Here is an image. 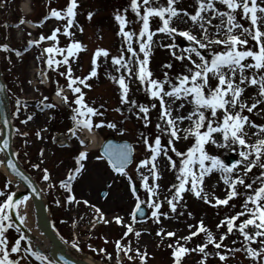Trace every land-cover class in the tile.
<instances>
[{
  "label": "rangeland",
  "instance_id": "obj_1",
  "mask_svg": "<svg viewBox=\"0 0 264 264\" xmlns=\"http://www.w3.org/2000/svg\"><path fill=\"white\" fill-rule=\"evenodd\" d=\"M20 1L21 0H0V45H8L7 51L0 50V61L4 78L9 89L12 112L16 113V115H14V125L17 134L14 141L18 151V157L27 168L32 170V174L37 177V180L43 186L49 201L50 212L60 234L64 238L68 237V233L70 236L72 235L73 225H71V221L68 220L71 213L76 211L77 213L75 216H78L83 213V209L84 211L89 210L87 206L90 205L89 202L85 204L84 201H87V199L91 200L90 195L93 190L97 191L95 199L100 201L101 198L99 197L98 190L105 188L106 180L111 179L117 186L114 185L115 188L110 187V189H108V191L110 190V194L103 199L102 202L104 204L102 209L107 214L105 219L109 222L107 224L102 222L91 236L90 241L83 242L84 246L82 249L84 250L85 248L87 250L86 253L91 254L93 257L104 260L109 264H117L118 261L119 264H140L139 256L137 255V252H139L140 254H146L144 264H173L174 258L171 255L173 249L170 248L169 245L175 247L177 244H182L189 249H195L197 245L205 244L206 251L210 253L207 257H204L203 254L198 251H191L181 258V264H199L202 258L205 264H264V260L260 258L254 260L248 257L244 250L236 251V249H244L249 245L259 249L261 246L259 240L264 238L258 237L257 241H250L249 245H245L238 228H234L231 233H227L223 241H219L220 235L227 232V227L226 224L221 225L220 228L216 227L226 216H232L235 215L236 212L243 211L241 205L246 195L253 190L237 185V191L242 193V195L232 198L227 205H216L215 207L210 203H205L202 199L196 198L190 191H186L182 194L183 199L177 205L176 212L173 213L169 209L165 197L170 195V185L176 183V172L169 170L167 162H160L165 158L163 156L160 158L159 162H157L160 171V178L157 181L160 185L158 192L161 209L159 211L167 213L168 217L165 218L161 216L159 223L154 222L152 219L151 209L147 204L143 205L148 209L149 216L143 221L136 220L135 223L132 222L129 213L133 209L132 206L135 203V197L129 193L128 189L126 190V185L129 184L128 179L125 176H116L107 172L105 162L97 159V157H100L98 154L90 155L86 172L83 176L77 178V182L73 184L74 191L76 192V199L80 202L71 204L64 202L66 192L64 189L60 188L59 181L66 178V174L69 170H66V167L70 165V162L66 159L69 149L57 147L51 140L50 134L51 130L55 129L67 131L70 126L69 119L72 118L73 109L76 105L72 103L74 96L71 93L69 97H67L68 103L65 108H58L55 106L47 107V105L45 107L39 106L40 99L46 98L49 91H40L37 89L38 86L32 88L29 85L28 79L32 67L29 60L31 61L33 57H37V61L39 62L38 55L40 51L35 49L33 51V57H31L28 51L21 59L16 55L17 51H21L23 48L24 50L26 49L25 46L28 37H31V34L29 35L30 32L24 29V37L22 41L18 42L21 32L16 30L17 28H15V25L21 20V11L18 8ZM130 2L131 0H78V7L75 10L74 25L69 29L72 33L71 38L63 35V26L67 23L66 19L56 20L53 19V17L49 18L46 25L39 30H44L47 35L48 31L52 30L54 27L60 28L61 31L57 34L58 42L51 41V44L57 43L58 47H65L70 39L79 41L84 46V49L76 54L75 59L72 57L69 58L74 76L83 78L88 74L92 66L91 57L97 48H103L109 52V57L105 58L100 56L97 58V74L85 81L90 87L81 88V91L84 93L85 103L95 107L99 113H102V115L93 116L92 120L94 123L101 120L105 122L103 126L97 128V130L99 129L101 131L100 133L103 138L112 135L119 140H128L134 146V160L128 167L127 172L128 175L132 177V181L137 183L139 188L138 195L140 198L146 199L145 190L139 186L140 177L136 171V164L138 161L144 159L145 156L148 155L142 138L148 137L151 141L155 136L159 135L161 137V142L166 145L169 136L167 133L156 128L157 123L162 124L159 117V102L154 98H149L143 87L139 84V81L136 80V65L134 63L132 64V77L128 79L124 69L122 68L120 72H116L115 69L117 66L113 65L111 61V56H118L122 49L125 52L126 59L128 56L123 37L117 35V32H119V23L116 21L115 15L119 13L125 16L127 21L125 25L126 31L138 34L139 28L142 25V21L139 20L132 11ZM139 2L140 0H138V3ZM151 2L153 6L158 7L166 5L167 0H151ZM258 2H260V0H258ZM28 3H30L31 9L27 17L32 21H39L48 13L50 8H65L67 0H28L27 5ZM175 7L183 9L191 14L194 13L196 3L195 0H179ZM216 7L221 11H227L226 7L218 2H216ZM140 10L142 13L143 7H141ZM89 12L92 13L91 18L88 17ZM202 15H204L206 19H211V24H206L208 35L211 36L216 32L213 25L219 24L220 18L211 17L210 12L202 13ZM242 16V10L237 9V22L243 27L250 28V21L243 19ZM158 24V17L150 19L151 30L154 31ZM170 24L172 27L177 28L178 31H189L197 36V38L201 36L202 30L199 28L198 24H193L188 16L183 15V12L174 17ZM258 26L260 25L258 24ZM81 28L83 29L82 31ZM234 32H237V30L234 29ZM248 39L249 44L245 45V47H254V41H251L250 37ZM133 41V47L138 51V45L135 43V36L133 37ZM153 41L149 68L154 78L163 79V74L165 72L168 73L170 78H174L177 74L187 72L185 66L192 67L187 59L178 61L172 56L168 48L161 46L165 44H174L175 48L173 50L177 55H180L181 49H186L191 45V42L187 39L178 34L167 36L157 32L153 37ZM47 45L49 46V44ZM47 45H42V47H47ZM211 47L215 50H219L222 46L213 44ZM201 52L208 57L207 50H201ZM142 55L141 53V58ZM193 58L198 59L194 54ZM55 59H62V55L57 54ZM19 61H21L20 64ZM167 64H171L172 68L164 67ZM50 71L56 82L54 84L55 88L67 85L66 78L60 75V72L66 71L65 65H59L56 71L52 69H50ZM120 75H125L128 81L130 88L128 99L135 100L137 104L149 106L150 116L147 126H145L144 122L134 114L138 109L133 108L132 111H129L128 105L120 104L119 85L110 78H119ZM210 83L214 86L216 81L211 80ZM165 88H167V85H165ZM52 89L53 87H51V90ZM257 91V86L248 85L245 87L241 99L244 100L247 106L254 103L255 99H259ZM17 100L20 101L19 104H17ZM165 100L167 101L168 98H165ZM153 103L157 105L156 108L150 107ZM178 103L179 102H177V104ZM177 104L172 105L174 109ZM117 108L120 109L119 112L116 111ZM17 109H19V111H17ZM190 110L191 105L185 103V108L181 109L179 113L174 110L173 115L186 116L187 112ZM242 114L248 116L252 124L257 126L264 125V103L258 104L251 113L247 111L246 107L242 110ZM29 116L32 117L31 120L27 119ZM22 121L27 122L22 123ZM109 121L116 124V128H108L106 125ZM252 124L245 123L244 125V132L247 134L245 139L248 144H253L257 139L264 138V132H260L259 129L253 127ZM36 125H39V127L37 128ZM43 126L50 130V132H43L45 129H42ZM189 126L190 121L188 120L179 122V127L182 129L188 128ZM120 129L124 131H120ZM37 132L40 133L39 138H37ZM23 133H27V135H22ZM180 135L183 137V132H181ZM213 135L218 143H207L205 145L208 154L217 156L224 161V163H226L225 157L227 154H234L238 157V160H242L239 156L242 146L238 143H232L231 139L227 142L224 141L220 134ZM193 142L194 138L192 137L188 139L182 138L176 141L174 146L179 151H186L184 149ZM78 148L79 147H77L75 143L74 151H77ZM62 150L65 151L62 152ZM169 155L173 157V160L176 161L178 166L180 158L176 157L171 151H169ZM205 163L207 164L209 162L206 161ZM246 163L247 161L242 160V163L236 166L232 175H243L242 170ZM34 164L39 165V167H32ZM44 169H47L49 172L50 178L48 181L42 178ZM261 171H264V169L253 166L247 175L243 177L246 183L253 184V189L259 187V181L256 180V177L259 176ZM145 174H147V172H145ZM208 177L207 180L203 181L202 186L204 191L208 193L209 199L212 200L213 196L223 199L228 189L227 185L220 179V173L218 171H213ZM6 183L5 177L0 173V191L11 192L13 187L8 183L9 187L7 189L3 187ZM121 184L123 185V189L120 187ZM49 185H52V187H49ZM117 187L118 192L115 190ZM53 189H57L62 196L59 205L56 203L55 191ZM4 198L5 197H0V201ZM212 203H214V201H212ZM249 207H251V204H249ZM107 209H110V211ZM188 213H191V216H189ZM116 216L122 218V224H117L115 222L113 218ZM245 218H248L247 213L244 217H238L237 221L233 222L234 225H238L239 221ZM199 222H202L203 225L213 233L215 240L221 244L219 249L215 248L214 244L206 243V233L204 232L197 233L196 236L191 237L188 241L179 239L195 231ZM127 224H131L136 231L140 232V235L137 237L135 233H129L128 237H123V233L126 231L124 225ZM188 225H192L193 227L190 229ZM160 229L164 231L161 232L160 236H157L156 233ZM166 231L174 232L175 235L173 237H168L164 235ZM246 231L251 234L254 229L252 226H248ZM6 235L10 242H13L14 239L19 237L18 233L12 229H9ZM118 239L121 240L122 245L128 246L130 249L128 255L133 257L132 260H129L128 257L124 255L122 249L119 252L117 251L115 241ZM22 244L25 243L22 241ZM88 244H92L93 246L89 247ZM94 247H96V251L92 250ZM101 248L105 249V251L100 252L99 249ZM216 252L225 255V260L221 261L219 256L215 254ZM18 255L20 257V264H39L31 255L24 253L11 254L12 258H16Z\"/></svg>",
  "mask_w": 264,
  "mask_h": 264
},
{
  "label": "snow or ice",
  "instance_id": "obj_2",
  "mask_svg": "<svg viewBox=\"0 0 264 264\" xmlns=\"http://www.w3.org/2000/svg\"><path fill=\"white\" fill-rule=\"evenodd\" d=\"M178 2L179 0H167L166 5L156 7L152 5L151 0H140L139 3L138 0H131L130 7L132 11L142 21L138 34L125 30L127 21L124 15L119 13L115 15V19L119 23L117 35L123 37L128 56L126 59L125 52L122 49L118 56H111L112 64L117 66L116 72H120L123 68L128 79L132 77V64L136 65V80L139 81L149 98H154L159 102V117L163 127L161 123H157L156 128L169 136L166 145L161 142L159 135L155 136L151 141L148 137L142 138L145 150L149 154L138 161L136 171L140 177L139 186L145 190L147 198L141 199L137 195L132 177L126 171V166L131 162V146L123 145L119 148L106 149L107 163L114 172L128 179L131 194L135 197L134 207L130 214L133 223L136 222L135 213H140L143 216L144 213L141 209L143 204H147L151 209V217L154 222L159 223L161 216L168 217L167 213L159 211L161 209L158 192L160 185L157 181L160 178V171L157 161L161 156L166 158L169 170L176 172V183L170 185V195L165 197L167 205L173 213L176 212L177 205L183 199L182 194L186 191H190L196 198L202 199L205 203H210L215 207L216 205H227L232 198L242 195V193L237 191V185L252 189L253 191L246 195L241 205L243 211L236 212L232 216H226L216 225L217 228L224 224L227 227V232L220 235L219 241H223L227 233H231L234 228H238L245 245H249L250 241L255 242L258 237L264 238V171H261L259 176L256 177V180L259 181V187L254 189L253 184L246 183L243 177L247 175L253 166L264 169V138L257 139L253 144L247 143L244 125L245 123L252 124V122L248 116L242 114V110L247 107V111L251 113L258 104L264 103V6H262L264 5V0H260V2L258 0H195L196 7L194 13L191 14L183 9L176 8L175 5ZM216 2L225 6L227 11L218 9ZM77 7L78 0H67L66 7L63 9L50 8L40 23L52 17L57 20L66 19L67 23L63 26V35L71 38L72 33L69 29L74 25ZM141 7H143L142 13ZM237 9L242 10L243 19L250 21V28L243 27L237 22ZM181 12H183V15L188 16L193 24H198L202 30L200 38H197L189 31H178L177 28L171 26L170 22L172 19ZM209 12L211 17L220 18V23L213 25L216 32L211 36L208 35V28L206 27V24H211V19H206L202 15V13ZM91 16L92 13L89 12L88 17L91 18ZM155 17L159 18V24L153 31L150 29V19ZM234 29L237 30L238 34L234 32ZM60 31V28H55L48 36L41 34L39 39L29 41L28 46L39 45L44 40L58 42L57 34ZM157 32L167 36L178 34L191 42L188 48L181 49L180 55H177L173 50L175 48L174 44L161 45L168 48L176 60L187 59L190 62L192 67L185 66L187 68L186 73L177 74L174 78H170L167 72L163 74V79L153 77V73L149 68V60L152 44L154 43L153 37ZM134 36L138 51L133 47ZM249 37L251 41H254V47H245V45L249 44ZM213 44L222 47L219 50H215L211 47ZM83 49L84 46L79 41L71 39L65 47H58L57 43H52L43 49L44 53L49 54L45 64L53 71H56L59 65L66 66V71L60 72V75L66 78V86L74 96L72 103L76 105L73 109L74 127L68 130L73 136L76 135V128L84 127L91 131L93 127L100 128L105 124L103 120L93 123V116L102 115V113H99L95 107L85 103L84 93L81 91L80 85L85 88L90 87L85 81L96 76L97 58L100 56L107 58L109 57V52L106 49L97 48L91 57V70L81 78L73 75L69 58L75 59L76 54ZM0 50L7 51L8 45H0ZM201 50H207L208 57L203 55ZM141 53L143 54L142 58L140 56ZM57 54H61L62 59H55ZM193 54L198 59H194ZM16 55L20 56V52L17 51ZM164 67L172 68V65L167 64ZM110 78L119 85L120 104L128 105L129 111H132L133 108L138 109L134 114L147 126L150 116L149 106L137 104L135 100L128 99L130 88L125 75H120L119 78ZM211 80L216 81L214 86L210 83ZM165 85H167V88H165ZM248 85L257 86V95L259 96V99H255L250 106H247L244 100L241 99L245 87ZM56 94L62 96L63 101L68 103V98L62 95L61 89L58 88ZM165 98H168V100L166 101ZM177 102L179 103L177 104ZM19 103L20 101L17 100V104ZM185 103L191 105V110L187 112V115H173L174 110L179 113L181 109H184ZM173 104H177L175 109L172 106ZM47 107H54V105L48 104ZM150 107L156 108L157 105L153 103ZM116 111L119 112L120 109L117 108ZM13 115H16V113L14 112ZM27 119L31 120L32 117L29 116ZM184 120L190 121V126L182 129L179 127V122ZM26 122L22 121V123ZM106 126L108 128H116V124L110 121L107 122ZM252 126L257 127L260 132H264V125L257 126L252 124ZM120 131L124 130L120 129ZM181 132L184 134L183 137L180 135ZM213 134H220L224 141L227 142L231 139L232 143H238L242 146L239 156L243 161H247L242 170L243 175H232L236 166L240 165L242 160H236L233 164H225L217 156L208 154L205 145L207 143H218ZM22 135H27V133ZM36 135L37 138L40 137L39 132ZM189 137L194 138L191 146L187 147L186 151L177 150L174 146L175 142L182 138L188 139ZM80 143L83 144L84 141H80ZM0 145L4 149L9 147L6 138L0 141ZM169 151L180 158L178 166L173 157L169 155ZM74 159V169H69L66 178L59 181L60 188L66 192L64 202L67 204L80 202L73 194V181L84 168V164L81 161L86 159V153L80 151ZM97 159H101V157H97ZM206 161L209 163L206 164ZM8 167L17 176H21L25 180L28 179L16 168L12 160H8ZM32 167L37 168L39 165L34 164ZM213 171H218L220 179L227 185V194L223 199L213 196L212 200H210L208 193L204 191L202 186L205 176H208ZM42 178L45 181L49 180L47 169L43 170ZM186 185H190V187L186 188ZM29 186L31 187V185ZM3 187L7 189L9 185L6 183ZM49 187H52V185H49ZM0 197H5L0 201V264H20L19 255L16 258H12L11 254L14 253L31 255L36 261H39V264H55V261L49 257L39 251H35L30 241H26V237L20 228L11 222L9 210L15 209L22 203V200L14 201L13 194L4 191H0ZM22 199L27 200L28 198L25 196ZM56 203L59 205L61 201L57 200ZM84 203L88 204V201H84ZM249 204H251V207H249ZM92 207L97 213V216L93 217V219L107 224L109 221L105 219L101 209L94 205ZM246 213L248 218L242 219L238 225H234L233 222L237 221L238 217H244ZM188 215L191 216V213H188ZM17 219L20 220L21 224L24 223L22 215H18ZM113 219L117 224H122L121 217L116 216ZM124 226L126 231H124L123 237H128L129 233H135L137 237L140 235V232L136 231L131 224ZM248 226H252L254 229L251 234L246 231ZM188 227L191 229L193 226L188 225ZM9 229H15L19 233V237L14 239L13 242H10L6 235ZM163 231V229L158 230L156 235L160 236ZM200 232L206 233L207 244H214L217 249L221 247V244L215 240L213 233L202 222H199L195 231L179 239L188 241ZM164 235L173 237L175 233L166 231ZM22 241L25 244H22ZM259 244L261 245L259 249L249 245L244 249H236V251L244 250L248 257L254 260L257 258L264 260V239H260ZM72 247L77 248V244L74 243ZM115 247L118 252L122 249L129 260L133 259L132 256L128 255L130 249L127 245H122L121 240L115 241ZM169 247L173 249L171 252L174 258L173 264H181V258L191 251H198L204 257L210 254L206 251L205 244L197 245L195 249H189L182 244H177L175 247L169 245ZM92 250L96 251V249ZM99 251L104 252L105 249L101 248ZM215 254L219 256L221 261L225 260V255L220 252ZM137 255L139 256L140 264H144L146 254L137 252ZM65 264H68V262H65ZM117 264H119V261ZM199 264H205L203 258L199 261Z\"/></svg>",
  "mask_w": 264,
  "mask_h": 264
},
{
  "label": "water",
  "instance_id": "obj_3",
  "mask_svg": "<svg viewBox=\"0 0 264 264\" xmlns=\"http://www.w3.org/2000/svg\"><path fill=\"white\" fill-rule=\"evenodd\" d=\"M2 85H3L2 82H0V123L6 124L7 123V110L5 108V102H4L6 100V98L4 97V95L2 93V91H3ZM8 128H9V126L7 123V130H4V134L2 135L0 141H3L6 138L8 141V144H9ZM123 145H127V144L126 143L116 144L114 142L109 143L104 150L105 156L107 157L106 149L110 150L112 148H119L120 146H123ZM0 148H1V150L3 152V156H4V160L2 159V163L4 164L7 171L11 172L12 169L8 167V160H12V154L9 151V147L6 149H4L2 147H0ZM12 162H13V160H12ZM24 177H26V176H24ZM22 181H23V183H22L23 184V190H21L19 192V195L24 196V195L30 194V195H32V197L34 199H38V201L40 202V204H38L40 206L39 207L40 215H38L36 217V222L40 225L39 231L41 233L39 235H33L32 232L24 224H21L20 220L17 219L18 215L16 212V208L9 210V216H10V219L15 224L17 223V226L24 232V234L26 235L28 241H30L33 248L36 251L41 252L43 255L49 257L53 261L57 262L58 264H65V262H68V264H90V263L86 262L85 260H83V258H81L77 254H73V253L68 254L63 248H61L59 246L58 243H56V240L54 238L55 235H54V233L51 229L50 223L47 219L45 208L43 206V202H42V200L40 201V196H39V193H38L36 187L34 186V184L32 183V181L29 178L27 180L22 178ZM29 185H31V187ZM33 189H35V190L33 191ZM13 199H14V201L17 200L16 194L13 195ZM45 237H47V239L50 238L48 241V245L44 244Z\"/></svg>",
  "mask_w": 264,
  "mask_h": 264
},
{
  "label": "bare ground",
  "instance_id": "obj_4",
  "mask_svg": "<svg viewBox=\"0 0 264 264\" xmlns=\"http://www.w3.org/2000/svg\"><path fill=\"white\" fill-rule=\"evenodd\" d=\"M23 7H25V9H23L24 12H26V13L30 12L29 9H26V8H28V5L23 3ZM24 23H25L26 27H28V28L33 27L32 23L29 20H26ZM85 139L86 140L92 139L93 143L91 142L92 144L89 147H94L95 144L97 145L100 143V138L95 133H87L85 136ZM22 211H23L24 218H25L24 224H27V225L32 224V213H31L30 207H28L27 203L23 204Z\"/></svg>",
  "mask_w": 264,
  "mask_h": 264
}]
</instances>
